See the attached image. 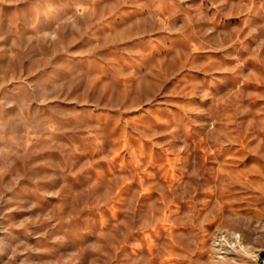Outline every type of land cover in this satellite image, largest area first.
Instances as JSON below:
<instances>
[{
	"label": "rangeland",
	"instance_id": "rangeland-1",
	"mask_svg": "<svg viewBox=\"0 0 264 264\" xmlns=\"http://www.w3.org/2000/svg\"><path fill=\"white\" fill-rule=\"evenodd\" d=\"M264 0H0V264H259Z\"/></svg>",
	"mask_w": 264,
	"mask_h": 264
},
{
	"label": "built area",
	"instance_id": "built-area-1",
	"mask_svg": "<svg viewBox=\"0 0 264 264\" xmlns=\"http://www.w3.org/2000/svg\"><path fill=\"white\" fill-rule=\"evenodd\" d=\"M264 258L261 259L260 264H264Z\"/></svg>",
	"mask_w": 264,
	"mask_h": 264
},
{
	"label": "bare ground",
	"instance_id": "bare-ground-1",
	"mask_svg": "<svg viewBox=\"0 0 264 264\" xmlns=\"http://www.w3.org/2000/svg\"><path fill=\"white\" fill-rule=\"evenodd\" d=\"M264 258V257H263ZM264 260V259H263Z\"/></svg>",
	"mask_w": 264,
	"mask_h": 264
},
{
	"label": "water",
	"instance_id": "water-1",
	"mask_svg": "<svg viewBox=\"0 0 264 264\" xmlns=\"http://www.w3.org/2000/svg\"><path fill=\"white\" fill-rule=\"evenodd\" d=\"M260 264V263H259Z\"/></svg>",
	"mask_w": 264,
	"mask_h": 264
}]
</instances>
